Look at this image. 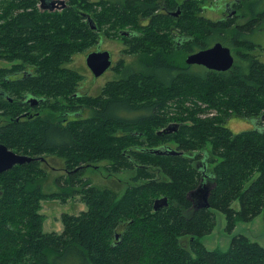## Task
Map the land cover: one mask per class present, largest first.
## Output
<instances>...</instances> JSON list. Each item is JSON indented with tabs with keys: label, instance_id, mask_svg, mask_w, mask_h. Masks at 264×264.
<instances>
[{
	"label": "trees",
	"instance_id": "16d2710c",
	"mask_svg": "<svg viewBox=\"0 0 264 264\" xmlns=\"http://www.w3.org/2000/svg\"><path fill=\"white\" fill-rule=\"evenodd\" d=\"M5 1L0 60L10 66H0V90L12 101L0 94V144L33 160L0 173V264H264V247L245 235L233 236L226 251L199 240L213 230L214 210L231 230L264 207V61L250 40L262 28L264 0L248 1L242 23L234 18L244 0L217 19L201 14L198 0H63L64 8L44 11L38 0ZM112 33L135 56L119 60L96 95L79 94L83 75L66 63ZM218 41L235 48L232 67L192 71L186 56ZM21 71L31 75L16 79ZM22 94L50 103L55 120L23 113L31 107ZM78 107L87 116L60 122ZM231 117L257 125L233 132ZM172 123L174 131L159 133ZM161 146L182 153L152 152ZM53 156L66 174L55 178L57 191L44 192ZM198 159L209 207L188 197L203 181ZM102 161L111 173L136 169L120 197L78 178ZM74 194L86 209L62 213L61 232H44L40 202ZM163 196L168 205L154 210Z\"/></svg>",
	"mask_w": 264,
	"mask_h": 264
},
{
	"label": "rangeland",
	"instance_id": "374dc122",
	"mask_svg": "<svg viewBox=\"0 0 264 264\" xmlns=\"http://www.w3.org/2000/svg\"><path fill=\"white\" fill-rule=\"evenodd\" d=\"M176 1L177 3H181L183 0H176ZM198 1L201 5H203V10L201 11V14L205 17L211 19H217L225 14L222 11H217L215 9V5L213 3L214 0H198ZM223 1H227V0H220V2ZM248 1L249 0L243 1L241 9L239 10L237 16L234 18L236 22L242 23L249 16L246 7ZM228 4H231V0L230 3ZM6 6H7V1L0 0V12L3 9V7L5 8ZM261 27H262L261 30L256 29L253 32L252 36H250V40L257 45L256 46L257 48L253 50L252 53L255 54L260 60L264 61V22L261 23ZM100 40L101 42L97 48H96L97 44H95L94 46L88 48L84 52L76 53L72 55L69 62L66 63V66L76 69L80 74L83 75L82 82L86 80L85 81L86 85L84 86L85 89L89 88L87 87V85H90L91 90H94V93L100 92L101 88L105 85V83L113 78L114 70L110 67L104 72V74L101 77H99L98 79L95 78L93 79L92 75L88 74L85 65V56L88 52L95 51L97 49L109 50L113 56L114 65L118 60L121 59L130 60L132 57L135 56L133 54H129L126 52L127 48L123 40L117 36H114L113 33L109 34L108 36L102 37ZM171 47L178 58L177 60L178 63L186 65L184 63V58H185L184 54L179 51L178 47L176 46H171ZM228 47L232 50V52L235 51V48L233 46H228ZM0 66L9 67L10 64L0 60ZM190 66H191L190 69L192 71L194 70L201 71L202 69L198 65H190ZM92 82L95 83L92 84ZM186 104L189 105L190 103L187 102ZM49 106L50 103H46L45 105H39L38 107H35L33 109L24 108L25 111L23 113L27 112L29 114H34L35 112H37L41 116L51 117L52 120H55L54 116L56 114H53L51 112L52 109L51 106L50 107ZM0 119L3 120L5 118L2 117ZM256 125L257 122L254 120L238 118V117H231L226 122V126L229 127L233 132H239L242 130L254 128ZM171 146L175 147L176 145L174 143H171ZM47 159L49 161L47 166H45L46 167L45 173L47 180L44 182L42 189L44 192L57 191L59 185L55 182V178H58L61 175L66 174L62 169L63 161L61 162L58 158L54 156L47 157ZM200 159H202V157ZM200 159H198V161H200ZM97 164H98L97 169L91 167L84 168L83 172L79 175L78 178L82 181L86 180L90 186H97L100 188H105V187L112 188L117 192L118 197L122 195V193L125 190V187L133 182L132 178L135 176L136 169H122L119 172L111 173L105 167L104 161L99 162ZM42 166L44 165H41L40 167L42 168ZM53 167L57 169L54 170ZM158 174L159 176H161L160 173ZM62 181L63 180L61 179V182ZM79 184L80 183L76 184L77 188L79 187ZM232 207L234 209H238V202L234 201L232 203ZM85 209L86 206L81 200V196L79 194H74L70 197H67L64 201H62L61 199L42 200L39 206V213L43 215L42 230L44 232L55 231L59 233L63 229V225L60 220L62 213L77 215L80 211ZM213 212L215 216V226L213 227V230L210 233L199 237V240L203 243L206 249L226 251L229 248L231 238L237 234L245 235L249 240L254 241L259 245H261L262 247H264V207L258 215H256L249 221H243L241 219L236 220L235 226L231 230L227 229V222L224 215L217 210H214ZM184 239H187V237H183L181 240ZM185 244H187V242ZM190 254L192 257L195 256V254L191 251Z\"/></svg>",
	"mask_w": 264,
	"mask_h": 264
},
{
	"label": "water",
	"instance_id": "95a60500",
	"mask_svg": "<svg viewBox=\"0 0 264 264\" xmlns=\"http://www.w3.org/2000/svg\"><path fill=\"white\" fill-rule=\"evenodd\" d=\"M59 2L63 5V0H59ZM230 3V2H228ZM50 6L55 5V0L49 2ZM180 12V9L177 8L176 12H172V14L176 15ZM234 14L235 10L232 9L230 14ZM126 33V32H123ZM234 57L231 52V49L224 45L221 42H215L211 46L205 49H200L198 51L189 53L185 58V63L187 65H200L209 70H214L218 72L227 71L233 65ZM85 64L88 69L93 73L95 77L102 75L112 64L110 52L107 50H95L90 51L85 56ZM0 94L6 97L9 101H12L5 92L0 90ZM28 102L32 104L39 103L43 101L42 98H36L30 95H27ZM261 118L264 121V114L261 115ZM256 120V119H253ZM178 127L177 123L169 124L165 129L160 130V132H170L174 131ZM153 153H169V154H181V151H177L168 146H161L155 149H152ZM33 158L15 153L14 151L8 149L5 145L0 144V173L10 169L15 164H21L24 162H30ZM195 188L193 191L188 193V197L192 196L193 205L195 207H209L207 198L209 193V185L204 182ZM167 197H159L153 201V209L158 210L164 206H167Z\"/></svg>",
	"mask_w": 264,
	"mask_h": 264
},
{
	"label": "flooded vegetation",
	"instance_id": "af4514ba",
	"mask_svg": "<svg viewBox=\"0 0 264 264\" xmlns=\"http://www.w3.org/2000/svg\"><path fill=\"white\" fill-rule=\"evenodd\" d=\"M52 0H38V3H37V9L39 10V11H44V10H53V9H62V8H64V6H65V4L64 5H62L60 2H59V0H55V5L54 6H50V4H49V2H51ZM232 1V0H231ZM64 2V1H63ZM228 2H230V0H227V1H223V2H220V0H214L213 1V3H214V5H215V9L217 10V11H222L223 13H226V12H228L229 10H231V8L229 7V4H228ZM88 22V21H87ZM100 42H101V40H99V42L97 43V45H96V48L99 46V44H100ZM178 45V43H176V46ZM98 50V49H97ZM96 50V51H97ZM107 51H109V50H107ZM110 52V51H109ZM231 52H232V50H231ZM232 54H233V52H232ZM110 55H111V60H112V64H111V68H113V67H115V65L113 64V56H112V54L110 53ZM234 55V54H233ZM234 57V56H233ZM119 61V60H118ZM117 61V62H118ZM116 62V63H117ZM234 62H235V60H234ZM234 62H233V64H234ZM86 65V64H85ZM200 66V65H199ZM109 67V68H110ZM203 67V66H202ZM86 68H87V66H86ZM87 71H88V74H90V75H92V77H93V79L95 78V79H98L99 77H101L102 75H100V76H97V77H95L94 75H93V73L90 71V69H88L87 68ZM26 75H28V76H30L31 75V71H29V72H25V71H21L20 73H17L16 75H13L16 79H22L23 78V76H26ZM86 80H84L82 83H80V85H79V87H78V93L79 94H87V95H96L95 93H94V90H91V87H90V85H87V87H89V88H86L85 89V85H86V82H85ZM94 81V80H93ZM96 81V80H95ZM93 83H95V82H92V84ZM96 91V90H95ZM20 98H21V100H23V101H27L28 102V97H27V95H25V94H23L22 96H20ZM42 102V101H41ZM41 102H39V103H35V104H32L31 102H29V107H31V109H33V108H35V107H38L40 104H41ZM27 105V106H28ZM71 110H69V108H66V111H65V113H64V115H65V118H63L62 120H60V122L61 123H65L66 122V120H69V119H77V118H81V117H85V116H87L86 114H87V110L86 109H84V108H80V107H78V110H76V111H74L72 108H70ZM34 114H37V112H35ZM55 122H58L57 120L55 121ZM168 126V125H167ZM166 128V127H165ZM202 161H198V160H196L195 162H194V165L201 171V174H202V178H206V168H205V165L203 166V168H201V166H202Z\"/></svg>",
	"mask_w": 264,
	"mask_h": 264
}]
</instances>
